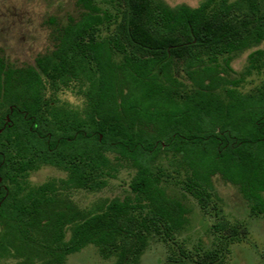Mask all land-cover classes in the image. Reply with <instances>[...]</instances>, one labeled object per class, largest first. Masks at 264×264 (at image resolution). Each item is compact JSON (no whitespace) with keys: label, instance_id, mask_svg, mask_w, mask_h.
Wrapping results in <instances>:
<instances>
[{"label":"trees","instance_id":"trees-1","mask_svg":"<svg viewBox=\"0 0 264 264\" xmlns=\"http://www.w3.org/2000/svg\"><path fill=\"white\" fill-rule=\"evenodd\" d=\"M72 1L32 64L0 47V264L87 248L140 264L154 242L165 264H226L244 225L221 218L209 248L180 239L219 215L216 180L264 219V81L244 91L264 73V0ZM43 169L62 177L34 183ZM122 175L119 194L75 201Z\"/></svg>","mask_w":264,"mask_h":264},{"label":"rangeland","instance_id":"rangeland-1","mask_svg":"<svg viewBox=\"0 0 264 264\" xmlns=\"http://www.w3.org/2000/svg\"><path fill=\"white\" fill-rule=\"evenodd\" d=\"M172 6L186 4L197 7L203 0H165ZM102 0H98L101 4ZM75 2L72 0H0V47L7 58L15 65L32 64L34 57L45 51L50 32L49 19L55 18L65 22L67 16H77ZM108 32H103L105 36ZM264 81V73L254 76L245 84L244 91L249 92ZM62 175L53 169H43L32 175V181L42 184ZM126 176L112 183L109 189L100 195L75 194V201L83 208L90 206L99 197H110L121 192L125 187ZM219 201H216L219 215L209 217L201 223V215L197 218L181 241L186 242L188 249L197 247L203 241L205 248L211 243L208 239L209 226L221 218L234 225H244L245 232L240 242L230 247L226 264H264V219H253L249 216L247 206L240 193L232 186L219 180L215 182ZM168 248L161 242H154L147 250L140 264H165ZM67 264H111L102 260L96 249L87 248L69 259Z\"/></svg>","mask_w":264,"mask_h":264}]
</instances>
